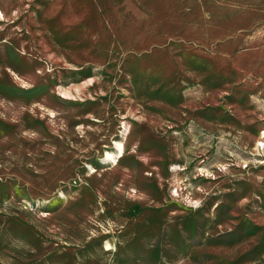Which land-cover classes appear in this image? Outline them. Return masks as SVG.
Instances as JSON below:
<instances>
[{"label": "rangeland", "instance_id": "374dc122", "mask_svg": "<svg viewBox=\"0 0 264 264\" xmlns=\"http://www.w3.org/2000/svg\"><path fill=\"white\" fill-rule=\"evenodd\" d=\"M263 132L264 0H0V264H264Z\"/></svg>", "mask_w": 264, "mask_h": 264}, {"label": "bare ground", "instance_id": "6f19581e", "mask_svg": "<svg viewBox=\"0 0 264 264\" xmlns=\"http://www.w3.org/2000/svg\"><path fill=\"white\" fill-rule=\"evenodd\" d=\"M262 135H264V132L262 133ZM114 145H115L116 151L121 153L122 150H123V147H124L123 142L122 141H116L114 143ZM105 156H106V158H109L110 157V152H107L105 154ZM106 245H108V244H106Z\"/></svg>", "mask_w": 264, "mask_h": 264}]
</instances>
